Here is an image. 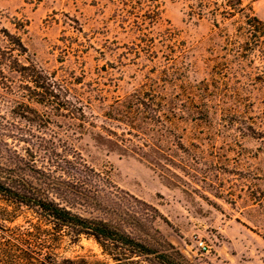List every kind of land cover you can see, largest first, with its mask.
<instances>
[{
	"label": "rangeland",
	"instance_id": "374dc122",
	"mask_svg": "<svg viewBox=\"0 0 264 264\" xmlns=\"http://www.w3.org/2000/svg\"><path fill=\"white\" fill-rule=\"evenodd\" d=\"M242 2L264 22V0ZM191 5L194 0H0V47L4 31L17 35L41 69L98 95L91 106L97 125L108 126L102 115L114 100L145 84L162 86L159 80L169 82L166 93L179 94L184 116L172 125L163 118L154 137L168 160L162 161L168 171H162L110 149L92 131L72 135L58 120L47 128L26 122L12 112L14 95L0 90V155L15 151L29 162L26 174L40 182L48 170L61 176L43 150L55 142L58 154L75 151L114 186L154 208L162 219L150 218L153 210L129 200L146 219L143 228L157 229L160 240L190 264H264V43L235 72L245 88L236 96L222 91L220 56L243 46L240 39L234 46L225 38L233 40L243 23L216 17V28L209 14L190 19ZM80 245L96 250L90 241Z\"/></svg>",
	"mask_w": 264,
	"mask_h": 264
},
{
	"label": "trees",
	"instance_id": "16d2710c",
	"mask_svg": "<svg viewBox=\"0 0 264 264\" xmlns=\"http://www.w3.org/2000/svg\"><path fill=\"white\" fill-rule=\"evenodd\" d=\"M189 9L190 19L200 20L205 14L214 17L216 28L219 26L216 17L222 20L238 17L243 23L237 30L240 34H235L233 40L225 38L226 44L234 46L236 39L242 40L241 51L232 47L220 56L223 61L218 66L222 91L238 95L237 90L245 88V84L235 78V72L245 60L251 59L254 48L264 43V22L242 0H194ZM3 33L0 90L10 97L14 95L12 112L16 116L46 128L58 120L65 133L72 135L92 131L94 139L110 149L139 156L151 166L168 171L154 137L160 135L163 118L172 125L184 116L178 104L179 94L165 91L167 80H159L162 86L155 82L145 84L125 98L114 100L102 115L108 126L97 125L91 106L98 95L71 88L69 85L81 82L69 84L57 79L54 72L41 69L30 59L19 36ZM169 36L175 39L172 33ZM104 101L105 98H99L101 104ZM177 145L178 150L184 149L180 141ZM58 149L54 142L43 150L55 158L51 166L61 176L48 170L40 182L26 174L23 167L29 162L15 151L7 157L0 155V264H190L172 244L160 240L157 229L143 228L146 219L139 217L129 200L153 210L150 218L162 219L154 208L114 186L75 151L68 149L61 156ZM145 149L154 155L140 152ZM30 163L34 165L35 161ZM171 163L174 168L187 167ZM94 213L107 218L93 216ZM82 240L92 242L96 250H84Z\"/></svg>",
	"mask_w": 264,
	"mask_h": 264
},
{
	"label": "built area",
	"instance_id": "2783aa9c",
	"mask_svg": "<svg viewBox=\"0 0 264 264\" xmlns=\"http://www.w3.org/2000/svg\"><path fill=\"white\" fill-rule=\"evenodd\" d=\"M199 246L201 247L202 250L205 249V247L202 246V243H200Z\"/></svg>",
	"mask_w": 264,
	"mask_h": 264
}]
</instances>
